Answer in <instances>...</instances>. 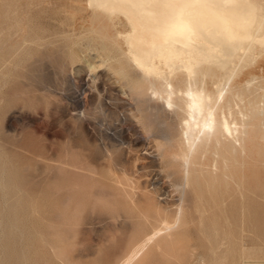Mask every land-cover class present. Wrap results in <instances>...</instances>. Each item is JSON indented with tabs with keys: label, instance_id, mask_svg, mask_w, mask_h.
<instances>
[{
	"label": "rangeland",
	"instance_id": "obj_1",
	"mask_svg": "<svg viewBox=\"0 0 264 264\" xmlns=\"http://www.w3.org/2000/svg\"><path fill=\"white\" fill-rule=\"evenodd\" d=\"M89 5L0 0V264H122L149 230L145 212L153 219L179 201L170 154L181 151L185 112L137 102L119 62H100L125 46ZM256 56L237 67L222 101L220 72L197 77L246 140L219 135L199 153L189 229L136 264H264V50Z\"/></svg>",
	"mask_w": 264,
	"mask_h": 264
},
{
	"label": "bare ground",
	"instance_id": "obj_2",
	"mask_svg": "<svg viewBox=\"0 0 264 264\" xmlns=\"http://www.w3.org/2000/svg\"><path fill=\"white\" fill-rule=\"evenodd\" d=\"M89 4L95 12L103 14H99L100 17L110 21L125 46L120 49L122 57L111 55L100 62L106 64V60L110 59L119 62L117 73L123 74L130 81L125 84L137 102L148 104L158 98L162 100V105L157 106L158 110H174L176 107L185 112L178 134L179 143H183H180L181 151L171 150L170 154L171 162L179 167L174 173H181L175 182L180 194L179 201L174 210L153 219L145 212L144 225L149 230L122 263L136 264L150 246L160 245L180 230L189 229V204L193 199L192 191L188 190L190 166L196 162L199 153L205 154L204 149L208 152L210 145L221 141V135L232 144L246 140L247 129L240 135L239 125H232L229 121L233 117L228 119L225 113L218 117L216 104L211 103L212 87L209 91L204 84L199 87L197 77L207 73L214 77L220 72L225 82L223 81L224 85L217 82L218 80L215 82V95L217 102L222 101L226 85L231 81L237 67L254 59L264 50V4L262 0H89ZM92 54L93 57L100 55L95 51ZM174 78L182 79L185 88H176ZM247 81L250 83L249 79ZM179 94L182 96V105L174 101V96ZM171 110L169 112L172 113ZM241 122L243 123L242 120ZM204 138L206 141L202 145ZM165 140L169 145L168 149H171L174 138L168 134ZM151 205H157V202L153 201L151 204L148 201L146 207L150 208ZM201 260L202 257L198 255L196 262Z\"/></svg>",
	"mask_w": 264,
	"mask_h": 264
}]
</instances>
